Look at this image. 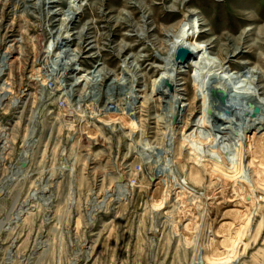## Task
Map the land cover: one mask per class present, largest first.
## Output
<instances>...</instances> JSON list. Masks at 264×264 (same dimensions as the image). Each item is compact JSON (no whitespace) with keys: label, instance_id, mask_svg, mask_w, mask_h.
I'll use <instances>...</instances> for the list:
<instances>
[{"label":"rangeland","instance_id":"374dc122","mask_svg":"<svg viewBox=\"0 0 264 264\" xmlns=\"http://www.w3.org/2000/svg\"><path fill=\"white\" fill-rule=\"evenodd\" d=\"M18 1L0 0V27L3 29L0 30V38L1 35L6 36V27L13 29V35L9 33L2 51L9 43L15 44V38L22 39L17 43L21 46V57L14 70L15 76L11 74L9 77L16 80L14 94L17 96L12 98L8 107L0 103V128L3 127L0 134L4 131L0 140L5 138L0 143V264H264V147H255L252 158L254 175L250 171L246 174L248 180L255 176L263 189L257 192L256 214L241 230L235 250L221 255L223 258L216 261L213 255L208 254L212 249L202 253L200 243L208 241L206 236L212 231H225V227L212 226L214 217L206 216L204 210L210 197L216 194L219 183H211L210 172L201 167V181L189 184L198 189L199 194L193 200L203 210L190 220L176 215L173 212L177 211L174 196L169 204L153 196L156 180L153 182L152 175L160 165H168L170 170L173 168L172 174L168 171L170 184L176 183L175 180L182 175L190 178V166L194 164L190 152L182 150L181 137L173 133L174 129L163 127L164 134L136 136V132L124 128L127 122L123 120L121 110L126 106L124 100L134 98L135 89L150 88L151 82L162 76L160 65L171 68L160 39L163 37L165 44L171 43L172 38L180 40L182 31L189 30L191 34L196 31L195 38L198 42L203 41L199 42L202 45L217 37L220 44L214 50L206 47L195 54L187 66L181 67L184 71L178 82L186 84L178 87L185 90H173L171 98L174 101L177 97L184 98L181 104L186 103L185 117L192 113L199 115L202 101L195 102L191 98L193 94L202 92L194 86L196 80L200 81L197 83L204 88V94L212 97L216 94L205 90L207 81L219 73L229 95L238 94L235 96V109L241 114L244 95L254 86L240 76L244 73L242 69L255 67L262 69L264 74V0H52L54 2L47 5V11L58 12L51 20L46 14L42 15L41 9L34 11L31 7L43 0L29 1L26 10L23 6L20 8ZM172 5H176L174 11H170ZM71 6L80 8L81 14L75 23L70 19L64 21L63 35L72 38V34H77L84 27L89 29L85 42L80 38L69 41L68 46L75 52L73 58L77 59L75 66L79 68L69 82L80 83L74 94L69 96L65 92L68 89H59L62 80L57 79L61 73L56 72L52 76L51 67H47L46 55L52 47L45 53L41 51V45L53 46L54 41H43L38 36L50 28L59 34L64 20L61 12ZM152 9L156 10L157 22L151 23L150 34L141 43L134 31H138L137 22H141L144 12ZM125 13L131 14L129 23L135 21V26L123 21L127 16ZM163 21L169 27L167 37L155 29ZM178 24L181 27L175 31ZM160 30L163 31L161 27ZM236 41L244 46L243 54L234 58L233 65L224 71L219 50L225 47L223 45ZM126 45L130 47L123 50ZM64 46L65 43L62 44ZM162 54L164 60L159 59ZM207 59L210 60L204 68H197ZM165 73L171 79L177 77L171 69ZM123 75L129 81L126 93L109 91L99 107L98 104L92 108L83 105L88 90L99 91L100 84L106 88L105 77L111 80ZM4 81L1 79L0 85ZM261 82L264 85V79ZM109 102L113 111L119 112V117L116 115L119 121L112 124L108 123L112 117L105 116L107 109H103ZM187 103L190 104L187 106ZM156 108H151L153 115L157 113ZM139 111V108L132 109L128 115L141 118ZM144 113L143 118H147L146 110ZM88 117L95 118L90 131L89 127L82 129L90 121ZM146 125L153 131L152 127L158 126L153 120ZM205 136L212 144L209 134ZM173 137L177 138L176 141ZM240 141L238 137L219 140L218 136L215 142L216 148L226 154L229 170L238 167L236 147ZM157 146L168 151L155 155L152 151ZM173 146L181 157L176 167L170 153ZM166 204L169 213L155 211V207ZM234 219L226 216L223 222H233ZM186 225L191 227V233L182 235L181 230ZM217 240H222V237H217ZM200 253L202 255L197 256Z\"/></svg>","mask_w":264,"mask_h":264},{"label":"bare ground","instance_id":"6f19581e","mask_svg":"<svg viewBox=\"0 0 264 264\" xmlns=\"http://www.w3.org/2000/svg\"><path fill=\"white\" fill-rule=\"evenodd\" d=\"M19 1H18L19 2L18 5H20V8L23 6V10H26L27 6L29 5L27 3L29 1H33V0H26V1L19 0ZM177 1L178 0H174V2H177ZM50 2H54V1L43 0V1H40L39 3L35 2V5L32 4L33 6L31 5V7L34 8V11H36L37 9H41L42 11H40V12L42 13V15L45 16L44 14H46L51 20L54 17L53 15L56 14L58 11H54V10L53 11H51V10L47 11V9H48L47 5ZM171 7L173 9H170V11H174V8L176 7V5H172ZM29 11H30V9H29ZM23 12H26V11H23ZM155 12H156L155 9H152L149 12H147V11L144 12L143 17L141 19V22H137V26L139 28L138 31L135 32L134 29L132 28V30L134 31L135 37L138 38L141 43L145 42V40H144L145 37L150 34L149 27H150L151 23L153 21L157 22V19L155 17ZM28 13L25 15H28ZM61 13L64 15V20H63L62 25L60 26V28L58 30L59 34H56V31H54L53 28H50V29L45 30L42 33H40L41 36L39 35L38 37L40 39L43 38V41L48 40V39L54 41L53 46H51L49 44H48V46L41 45V51H43L45 53V51L47 49H50L52 47V49L49 50V54L46 55L48 58L47 59L48 60L47 61L48 62L47 67L48 68L51 67L50 69L52 70V73H51L52 76L56 75V72H58V74L61 73L57 79V80H62V84L59 86V89L60 88L68 89L65 91V92H67L66 95L69 94V96H72L74 94L75 88L80 83L74 82L71 84V82H69V81L74 77L73 73L77 72V70H79V68L77 66H75L77 59L73 58V55L75 54L74 49H71L68 45H69V41H76L77 38H80L82 40V42H85L84 38H85V35L87 34L89 28L84 27V29L82 31H78L77 34L76 33L72 34V38L68 37V36H64L63 35V28H64L63 23H64V21L67 19H70L73 23H75L76 19L81 14V10H80V8L72 7V8H68L67 10H63ZM197 13H199V12H197ZM125 14L127 16L123 17V21L126 22L129 26L134 24L135 21L132 22V24L129 23L131 21L129 18V16L131 14H129V13H125ZM186 15H187V17H189L188 14H186ZM197 18L198 17H196V19ZM166 21H163L162 24H158L155 27L156 31H158L159 34L163 33L165 37H167L169 35L167 32V31H169V27L166 26L167 24L166 25L163 24V23H166ZM51 24L55 25V22H52ZM178 25H179L178 27L175 25L177 27L175 31H177L181 27V24H178ZM134 26H135V24H134ZM68 27L69 26L67 25L66 28H68ZM160 27H161V29H163V31L160 30ZM174 27H173V29H174ZM2 28H4V26ZM6 29H7L5 31L6 34L4 33L6 36L1 35V38H0V80L1 79H3V81L5 80L0 85V103L2 105L4 104V106L6 105L8 107V105L11 104V102H12V98L14 96H17L14 94V87L16 84V80H14L15 78H13V77H12L13 79H10L9 77H11V74L14 75L15 67L18 64V61L20 60V57H21V51H20L21 49L20 48H21V46L19 44L17 45V43L22 42L21 41L22 39H16L15 38L14 40L16 43L14 41L13 42L15 44L9 43L7 45V47L4 49V51H2L3 46L6 44L7 37L9 36V33L11 32V34L13 35V32H12L13 29L12 28L6 27ZM0 30H1V27H0ZM172 31H174V30H172ZM190 32H189V30L182 31V35L180 37L181 39L174 41L172 38L171 43L169 42V43L165 44L164 43L165 39L163 40V37H162V39H160V45H161L162 49H165V51H166L165 59L167 57L169 58L170 64L169 63L168 64L171 65V68L167 67V65H160V70H162V76L155 78L154 81L151 82L152 85L150 88L148 86L145 89H140V88L135 89L134 98L132 100L130 99L129 100L130 102L127 100H124V101H126V103H123V104L126 106L122 107L121 110L123 113L122 114L123 120H125L127 122V124L126 123L124 124V126H125L124 128L130 129L134 133L136 132V134H135L136 136L137 135L148 136V135H151L152 133H155V134L156 133L157 134L163 133L164 134V132H166L165 129H168V130L174 129L173 133L174 134L176 133V135H180V137H181L182 150H187L188 152H190L189 154L191 156V162L194 163L190 166V171H189L190 178L188 176L185 177L184 175H182L183 177H185L184 179H182L183 177L182 178L178 177V179H176V180L174 178V180L177 182L170 184L168 171H170L172 174L173 168L170 170V168H169L170 166L168 167V165L167 166L166 165H164V166L160 165L159 166L160 168L158 169V171L156 170L157 172L154 173L155 175L154 176L152 175L153 182L156 180L155 184H154L156 186V188L154 189L155 191H154L153 196L160 198L161 200H163V202L167 201L166 202L167 204L172 202V201H170V199L174 196L173 200L176 203L175 205L177 207V211L173 210V212L176 213V215L181 216V217L186 216V218L188 217V220H190L196 214L200 213L203 210V208H202V210H200V208L197 207V204L193 200V199L197 198L196 196H197V194H199L198 189H196L194 186L192 187L191 184H189V183L194 184V183L201 181L200 180L201 179V167L206 168L210 172V174L212 176L211 183H212V181H215V184H216V182H217V184L219 183L216 187L217 188L216 194H214L210 197V199L208 200L207 207L204 208V210H205L206 216H209L210 218L214 217L211 221L212 222L211 225L214 227L218 226L219 229H223L225 227V229H224L225 231L216 230V231H212L211 233L209 232L210 234H207V236H206L207 237L206 240H208V241H206L207 243L204 241H202V243H200L202 245V253L203 254L207 253V250L212 249L208 254L213 255L216 258V261H218V259L223 258V257H221V255L235 250L236 245L239 244L238 241L240 240V237H241L240 236L241 230H243V227L247 224L248 221H251L250 218H252L256 214V211H257V208L255 207L257 201L259 200V196L257 195V192H259V189H262V187L260 186V183L255 176H251L254 178H252V179L249 178L250 180H248L246 177L247 176L246 174L250 171L254 175V169H253L254 161L252 158H254L253 156H254V153L256 152L255 147L256 146H258L259 148L264 147V85L261 82L264 79V74L262 73L263 72L262 69H255V67H254V69H250L248 66H246L245 68L242 69L244 71V73L241 74L240 76L244 77L245 80H247L248 82H251L252 84H254V86H251V88L253 89L251 92H246V91H249L250 87H249V89L244 88V90L246 89V91H245L246 93L243 92V93H245V95H244L245 99H244V103L242 105L243 108H241V106H240V109L242 110L241 114L237 113V110L235 109V103H236V97L235 96H237L238 94L229 95V93H228L229 89L227 92L226 88H225L226 86L222 85L223 77L219 73L213 74L211 76V78H209L210 81H207L208 85L205 88V90H207L209 92H211V91L216 92L215 93L216 95H214L212 97H208L207 94H204V88L201 87L200 83H197L200 81L196 80L197 82L195 83L194 86L196 87V89H199L202 92L200 94H198L199 92L197 91L198 93L195 96L193 94L194 98H193V96L191 98L193 99V101H195V100L202 101V104H201L202 109L200 110L199 115L192 113L188 117H185L184 115H185V109L186 108H184V106L186 103L183 102V104H181V102L183 101L181 99H184V98L183 97H177L176 98L177 101H174V99L171 98L172 96H174V95H172L173 90L174 91L178 90V88H179L178 91L185 90L184 87L181 89H180V87H178V86L186 84V82H178L179 75H181L184 71V70H182L181 67L183 65L187 66V63L189 64L190 59L195 54L202 52L206 47H208L209 50H214L215 47L218 46V43H219L218 41L220 39L217 37L213 41H210L208 43H204L202 45L199 42H203V41L198 42L195 38L194 32H196V31H193L192 34ZM203 34H205V33H203ZM168 39H169V37H168ZM86 41H87V39H86ZM63 43H65L66 46L62 47ZM156 44L157 43H155V45ZM223 46H225V47H223V49L221 51L219 50V56L222 57V58L220 57V59L222 60L221 68L224 71H226L230 68L231 65H233L232 63H233L234 58L242 56L244 46L242 45L241 42H238V41L230 42V43L225 44ZM129 47H130V45H126L123 47V50H125V48H129ZM180 47H186L189 51V55L185 60H180V59L176 58V53ZM92 48H93V46H92ZM162 56H164V55L162 54L161 57H159V59L161 58L162 60H164V58H162ZM209 60L210 59H207L203 63L202 62L199 63L197 68H204L203 66ZM170 69L175 71V75H177L176 79H174V78L171 79L169 76L165 75L166 74L165 72H167ZM88 72H90V71H88ZM196 75H198L197 72H196ZM103 81L104 82L107 81V83H106L107 85H106L105 89H103L105 86L103 87V84H100L99 91H95L93 89H90L86 92L87 93L86 99H84V103H83V105H85V107L87 106L88 108H92L96 104H98V107H99V103H100V105L103 103L105 95L109 91H113L117 94H124L127 92V91H125V88L129 84V81L125 79L124 75H123V77L112 78L111 80L110 79L106 80V77H105V79ZM31 83H33V82H31ZM55 83H56V80H55ZM241 86L243 87L244 85H241ZM140 90L141 91L143 90L142 91L143 93H141ZM23 96H24V94H23ZM175 96H177V95L175 94ZM223 96H225V97L223 98ZM230 96H232V97H230ZM20 97L22 98V94ZM17 100H18V98H17ZM21 101H22V99H21ZM120 104L122 105V102ZM189 104L190 103H187V106ZM15 105H16V102H15ZM111 106H112V104H111V102H109V103L105 104L103 107V109H107L105 116H111L112 117V119H111L112 121L108 122L109 124L116 123L117 121H119V119H117L119 117V112H114ZM154 106H156L157 107L156 109H158V110H157V113H155L153 115L151 108ZM12 107H14V106H12ZM128 107L131 108L128 111L129 114L131 113L130 110H132V109L136 110V108H139L140 109L139 113H140L141 118H139L137 115H135V118H134V116H129L127 113ZM255 109H258L257 110L258 112H255ZM145 110L148 114L147 118H143V115H145V113H144ZM18 112H20V111H18ZM192 112H193V110H192ZM208 112H210V113H208ZM133 113L134 112H132V114ZM116 115L118 117H116ZM88 119H90V121L88 120L82 129H86V127H89V131H90L94 127L92 125V123L94 124L95 118L94 117H88ZM91 119H93V120H91ZM152 120L156 124H158V126L155 125V127H152L153 129H155L154 131L151 130V128L149 130V128L146 125L147 123L149 124V122H152ZM83 121H85V119H83ZM140 127H142V129ZM163 127L165 128L164 130H163ZM1 128L3 129V127H1ZM1 128H0V130H1ZM3 132L4 131L2 130L1 134H3ZM12 132H13V130H12ZM83 132H86V131L83 130ZM139 132H140V134H139ZM206 133L209 134V137L212 140L211 141L212 144H210V141H207L208 138L205 136ZM165 135H167V134H165ZM4 136H3V138H4ZM215 136H217V139L219 136V140L225 139L227 141L230 138H237V137L241 140L238 143L239 146L236 147V157L238 158L239 163H238V167L235 170H232V169L229 170V167L227 166L229 160H228L226 154L220 148H216L217 146L215 145V142L217 141V139H215ZM148 137H150V136H148ZM164 138H166V137H164ZM173 138H171V139H173ZM174 139L176 141L177 138H174ZM3 140H0V143ZM154 140H155V138H154ZM161 140L163 141V139H161ZM149 141H150V139H149ZM152 144H154V143H152ZM153 146H151L150 148L152 149ZM169 148H171V147H169ZM166 151H168V150L167 149L166 150L161 149V148H159V146H157V147H154L152 153L154 152L153 154L156 155V154H161L163 152L165 153ZM170 153H172V157H174V158H172V159H174V161L171 160V162L173 161L172 163L175 164V165L173 164V166L176 167V165L178 164L177 160H179V158L181 160V157L178 156V154H180V153H179V151H177V148H175V147H174V149H171ZM168 156L169 155H167V157ZM185 156H186V154H185ZM167 161L169 164V159ZM204 170H202V171H204ZM174 171H175V169H174ZM183 171L184 170L182 169V172ZM204 175H205V173H204ZM185 179H186V182L184 181ZM263 185H264V183H263ZM162 186L164 188L161 192ZM167 186H168V188H167ZM191 197H192V199H191ZM262 201H260V202H262ZM167 204L162 205V207L160 205V208H159V206L155 207V211L160 212L161 210H163L166 213L167 212L169 213L170 211L167 209V207H168ZM226 216H232L235 219L233 220V222H226V221L223 222V219H225ZM219 219H221V220L219 221ZM242 220H244V221H242ZM227 225H231L232 227L227 228ZM240 225H241V227L237 228V226H240ZM181 232H182V235H183V233L187 235L188 233H191V227H188L186 225L185 229H182ZM199 232H200V230H199ZM247 236H248V234H247ZM217 237H222V240H217ZM249 238H251V237H249ZM190 251H192V250H190ZM202 253L197 254V256L202 255ZM218 255H220V257H217ZM213 256H211V257H213ZM206 258H208V257H206ZM199 260H201V259H199ZM211 263H208V264H211ZM235 264H237V263H235Z\"/></svg>","mask_w":264,"mask_h":264},{"label":"water","instance_id":"95a60500","mask_svg":"<svg viewBox=\"0 0 264 264\" xmlns=\"http://www.w3.org/2000/svg\"><path fill=\"white\" fill-rule=\"evenodd\" d=\"M189 55V51L186 47H180L176 53V58L180 60H185ZM216 93L215 91H213ZM225 96H223L224 98Z\"/></svg>","mask_w":264,"mask_h":264}]
</instances>
